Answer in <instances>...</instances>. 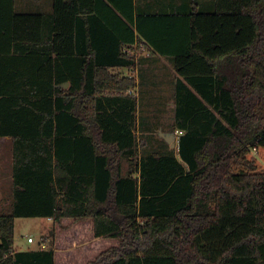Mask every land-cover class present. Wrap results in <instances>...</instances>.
I'll return each mask as SVG.
<instances>
[{
	"label": "trees",
	"instance_id": "16d2710c",
	"mask_svg": "<svg viewBox=\"0 0 264 264\" xmlns=\"http://www.w3.org/2000/svg\"><path fill=\"white\" fill-rule=\"evenodd\" d=\"M152 6L53 0L52 12H19L0 0L14 184L0 264H56L52 239L15 248L17 217L92 218L96 237L120 243L87 264H264V0ZM141 49L179 74L177 148L163 138L166 150L140 151Z\"/></svg>",
	"mask_w": 264,
	"mask_h": 264
},
{
	"label": "rangeland",
	"instance_id": "374dc122",
	"mask_svg": "<svg viewBox=\"0 0 264 264\" xmlns=\"http://www.w3.org/2000/svg\"><path fill=\"white\" fill-rule=\"evenodd\" d=\"M139 6H143L147 3L146 0H137ZM150 2V0H148ZM200 3V10L203 11H210L214 10L215 8V0H197ZM46 3L50 4L51 0L45 1ZM40 7L38 4V0H16L15 7L17 11H39V10H50L51 7ZM153 8V6H152ZM144 51V50H143ZM164 63H160L164 66L162 69L160 66L157 67L160 69H155L148 71L147 67L142 66L143 60L142 58L138 57L137 65L134 67L139 68L136 70L137 76L139 74L140 82L143 80L142 85L140 86L141 97L139 98V113L138 116L141 118V123L136 126L137 135L140 145V151L145 153L146 151H151L153 149H161L166 150L168 145L166 144L165 140L159 136V131L161 128L163 130L167 129L166 131L170 132L173 131V123L175 118V101L173 96L174 91V83L171 77L160 78L159 75L166 74L172 75L173 70L171 66L167 64V62L172 61L171 58L165 56ZM166 63V64H165ZM171 65V64H170ZM153 68V67H152ZM121 69V68H120ZM119 71L121 72V70ZM143 69V70H142ZM142 70V73H141ZM114 71H118L114 70ZM125 72V70H123ZM135 71V70H134ZM122 73V72H121ZM134 73V72H133ZM135 73V74H136ZM163 73V74H162ZM157 74L158 76H153ZM143 75V76H142ZM152 75V76H151ZM134 76L136 81L138 77ZM134 91L132 90L131 93ZM136 92V91H135ZM177 136L179 134L177 133ZM177 137V143H178ZM170 147L172 148L171 144L169 143ZM178 145V144H177ZM177 145L175 146L177 148ZM126 166V165H125ZM11 208L10 205H1L0 213L9 212ZM73 218H66L63 222H60V225L50 219L48 217H19L15 222V242L18 245L22 243L25 246L29 243L28 236L34 238V243H30L28 245L35 247L38 241L46 242V238L53 236L54 240L57 237L59 241V245L63 246L66 245L69 247V244L72 239H75V242L78 244V249L75 248L70 253L74 254L75 258L69 261V264H87L88 260L85 257H82V254L79 252L83 245L88 242L89 238L93 237V233L90 234L87 230V222H78L75 225H72ZM66 225L64 227L61 226ZM72 225V226H71ZM68 226H71L70 228ZM78 228V229H77ZM75 236V237H72ZM56 241V240H55ZM57 241V242H58ZM120 243L118 238H103L102 242L92 243L89 249L90 251H86L87 254L93 260L96 258L95 254L99 250H106L111 246H116ZM113 244V245H112ZM47 246L49 244L47 243ZM61 249V247H60ZM86 248L85 250H87ZM61 255V253H59ZM57 264H61L59 262ZM68 264V263H67Z\"/></svg>",
	"mask_w": 264,
	"mask_h": 264
},
{
	"label": "crops",
	"instance_id": "0c3cea01",
	"mask_svg": "<svg viewBox=\"0 0 264 264\" xmlns=\"http://www.w3.org/2000/svg\"><path fill=\"white\" fill-rule=\"evenodd\" d=\"M45 1L46 0H38V4L40 5V7H49L50 6V4L46 3ZM146 1H148V0H146ZM15 2H16V0H15ZM49 2H50V0H49ZM150 2L153 3L154 9H156V11H172L174 8L182 9V7H185L186 4L190 3V0H150ZM50 3H51L50 10L49 9L48 10H39V11H34V12H45V13L52 12V10H53V0H51ZM19 12H29V11H19ZM138 55L143 60L142 66L147 67L148 71L159 69L158 68L159 66L162 69H164V66L161 65L160 63H164L163 60H164V58H166L165 56H163V55H161L159 53H156V52L154 53L150 49L145 50V51H143L141 49V50H139V54ZM167 64L169 66H171V69L173 70L172 75L171 76L170 75L167 76L166 74L162 73L163 75H159V77L160 78H162V77L163 78L171 77L173 79V83H174L173 96H174V101H175V84H176V81H177V79L179 77V74H178V72H177V70L175 68L173 60L167 62ZM157 65H158V67H157ZM122 69L125 70V72H129L130 71L129 69L124 68V67ZM138 69L139 68H136V69H134L135 71L134 70L132 71V72H134V74H132L133 76H137L136 70H138ZM142 70H141V73H142ZM153 76H158V75L154 74ZM137 77H138V80H137V85L134 88V92L136 91L135 93L138 96H140L141 92H142V90L140 89V86L142 85L143 80L140 82L139 74H138ZM139 83H140V86H139ZM138 113H139V108H138ZM140 123H141V118H140V116H138V124L137 125H139ZM166 130L167 129L163 130L161 128V130L159 131V136L161 138H163V137H162V135L160 133L162 131L163 132H168ZM136 131H137V129H136ZM176 134H177V132H176ZM176 142H177V139H176ZM13 191H14V184H13V147H12V137L11 136H3V137H0V207H1V205H10V203L12 202V199H13ZM18 218L19 217L16 218V221H17ZM48 218L53 219L51 217H48ZM65 219L66 218H63L60 221H56V222L60 225V222H63ZM73 221L74 222L72 223V225H75L78 222H87V230H88L89 234H90V231H91V233H93V237L92 238L90 237L88 242H86L85 245H83L82 249L79 251L82 254V257L83 258L85 257V259L87 258V260L89 262L90 259H92L91 258L92 256L90 257V255L87 254L86 251H90L91 250L89 248L92 245V243L102 242L103 238H108V237H96L95 236V234H94V220L92 218L82 219V220H73ZM63 224L64 223H61V226ZM64 226H66V225H63L62 227H64ZM71 226H68V227L70 228ZM72 237H75V236H72ZM110 238H114V237H110ZM51 239L54 240V237L50 236V237L46 238V240H47L46 242H42V240L38 241V243H37V245L35 247L28 245L30 243H34L35 240L33 242H29L28 241L29 243L26 246H25L24 243H22L21 245H18L15 242V248L17 250L48 249L50 246H52L51 245V241H52ZM55 240H54V243H53V247H54V250H55V263L57 264L59 262V259L61 261V264H67V263L69 264V261H74V260H72V258L74 259L75 256H74L73 253L71 254L70 252L73 251V249L78 247V244L76 242H75V245H74L75 239L71 240V242L69 244V247L66 245V243L63 244V246H62V244L60 246L57 237L55 238ZM47 243L49 244V246H47ZM60 247H61V249H60ZM86 248H88V249L85 250ZM101 251L102 250H100V251L98 250L96 252L95 256H97ZM59 253H61V255Z\"/></svg>",
	"mask_w": 264,
	"mask_h": 264
},
{
	"label": "water",
	"instance_id": "95a60500",
	"mask_svg": "<svg viewBox=\"0 0 264 264\" xmlns=\"http://www.w3.org/2000/svg\"><path fill=\"white\" fill-rule=\"evenodd\" d=\"M68 82L65 84V86H68ZM162 137L172 145V147H175L177 145L176 139H177V134L176 131H170V132H161L160 133Z\"/></svg>",
	"mask_w": 264,
	"mask_h": 264
},
{
	"label": "built area",
	"instance_id": "2783aa9c",
	"mask_svg": "<svg viewBox=\"0 0 264 264\" xmlns=\"http://www.w3.org/2000/svg\"><path fill=\"white\" fill-rule=\"evenodd\" d=\"M176 132H177L178 134H180V133H182L183 131H182V130H177ZM28 241H29V242H33V241H34V238L31 237V236H29V237H28Z\"/></svg>",
	"mask_w": 264,
	"mask_h": 264
}]
</instances>
